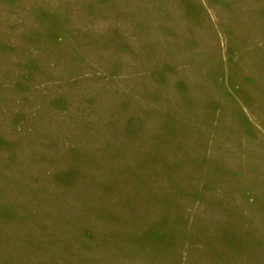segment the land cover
Masks as SVG:
<instances>
[{"label":"rangeland","instance_id":"rangeland-1","mask_svg":"<svg viewBox=\"0 0 264 264\" xmlns=\"http://www.w3.org/2000/svg\"><path fill=\"white\" fill-rule=\"evenodd\" d=\"M0 264H264V0H0Z\"/></svg>","mask_w":264,"mask_h":264}]
</instances>
